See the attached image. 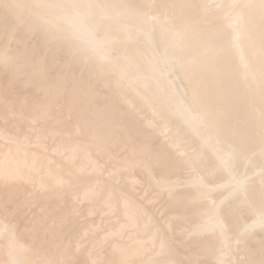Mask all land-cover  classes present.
Instances as JSON below:
<instances>
[{"label":"bare ground","instance_id":"bare-ground-1","mask_svg":"<svg viewBox=\"0 0 264 264\" xmlns=\"http://www.w3.org/2000/svg\"><path fill=\"white\" fill-rule=\"evenodd\" d=\"M58 34L95 51L98 77ZM127 75L153 116L121 104ZM29 186L42 208L3 210L0 264H264V0H0V209ZM83 205L104 231L79 226Z\"/></svg>","mask_w":264,"mask_h":264},{"label":"rangeland","instance_id":"rangeland-1","mask_svg":"<svg viewBox=\"0 0 264 264\" xmlns=\"http://www.w3.org/2000/svg\"><path fill=\"white\" fill-rule=\"evenodd\" d=\"M156 2V1H155ZM158 3L159 2H157V5H158ZM195 3L196 4H198V2L197 1H195ZM160 8V10H161V7H159ZM99 29V28H98ZM100 30V29H99ZM137 32H139V35L141 36V38H142V40L144 41L143 42V45L140 47L141 49H139L140 50V52L142 53V54H144L145 56H146V58H147V60H149L151 63H153L154 61H155V56H154V52L152 51V43H150L149 42V39H148V36H147V32L145 31V30H137ZM55 38H56V40H58L59 41V44H60V46L61 45H63V46H68L69 47V49L71 50V51H75V52H80V54H84V56H85V58H88L87 59V61H86V65H84V73H86V77H88L89 79L90 78H94V77H98V75H99V72H98V70L95 68V65H94V63L96 62V58L95 57H97V54L95 53V51L91 48V47H89V45H87V47H86V49H79L72 41H71V39H69V38H67V37H63L62 35H60V34H58V35H55ZM109 42H112V40L111 41H109ZM162 43H165V40L163 39V42ZM91 49V50H90ZM106 53H108V50L106 49V50H104ZM110 53V52H109ZM210 55V52L208 51V50H206V51H204V52H198V51H185V53L182 55V57L184 58V59H189V58H193V56H194V60H196L197 62H199L200 60H205V59H207L208 58V56ZM159 61V60H158ZM167 60H165V61H163L164 63L163 64H161V62L159 61L158 63H160V67H161V69H165L166 67H167V65H168V61L166 62ZM82 62V60L81 59H79V60H76L74 63H73V66L74 67H76V68H80V66H81V63ZM114 62H116V61H114ZM121 64L123 65V63L122 62H120L119 63V66H120V68H121ZM167 64V65H166ZM166 65V66H165ZM119 66H117L116 64H113L112 66H108L109 67V70H112V71H110L106 76H104V77H99V83L101 84V86L103 87V88H105V89H110V83L112 82V80H111V77H113V73L114 72H118V70L116 69V68H118ZM171 67L169 66L168 67V69H170ZM159 74H161L160 72H159ZM146 78H148V79H150V77H146ZM127 82H126V84H127V88L126 89H122L124 92L122 93V96L120 97L121 98V104H123V102H124V100H123V97H125V96H129V98H132L134 101H135V106H137L136 108H131V111H133V112H135L134 114H137L138 115V117L140 118V119H145V118H147L148 116H153L154 114H155V112H157V109L155 108V106H153L152 108L151 107H149L148 108V110H144V108H145V106L143 105V104H145L146 102L145 101H143V100H141L140 98H142L141 96L139 97V96H135V95H133V92L131 91V89H129L128 88V86L129 85H131V83L133 82V83H137L138 82V80H133V78H129V75H127ZM139 97V98H138ZM171 97V96H170ZM169 97V99H168V97L165 99L167 102H168V104H169V106H172V107H176V103H181L182 104V102H183V100L181 101V98H180V101L178 102L177 100L179 99V97L178 98H174V99H172V98H170ZM182 97V96H181ZM184 99V98H183ZM173 100L176 102H173ZM171 103H170V102ZM178 105V104H177ZM150 106V105H149ZM218 112V111H217ZM216 112V113H217ZM157 115H158V113H157ZM160 119H158L157 121H158V125H160L162 122H164V123H162L163 125H167L168 123L167 122H169L168 120H166V118L165 119H162L161 118V122L159 121ZM220 124V122L219 123H217L216 125H214L213 127H212V129H219L217 126ZM175 124H171V126H169V128L168 129H172V128H174L175 126H174ZM174 126V127H173ZM216 131V130H215ZM220 133V132H219ZM165 134H168V132H165ZM161 135V138H162V140H165V139H167L168 137H170V136H163V134H160ZM190 135H192V129H188V128H185V129H182V130H180L179 131V134H178V137H179V140L181 141V142H183L184 140H185V138H187L188 136H190ZM217 136V135H216ZM199 144L201 145V146H203V148H206L207 146L204 144V142L201 140V139H199ZM225 144V143H224ZM225 146V145H224ZM228 148H230V144H228V146H227ZM233 150V149H232ZM231 150V151H232ZM235 152L236 151H234L233 153H232V155H234L235 154ZM237 154V153H236ZM112 156H114V154L112 155ZM118 156V154L116 153L115 154V157H117ZM235 156V155H234ZM202 161V159H198L197 160V163H199V162H201ZM247 164H249V161H248V163ZM187 171H190V169H186ZM106 171V170H105ZM184 172H186L185 170H183ZM225 174V177H227L228 175H229V170H224L223 171ZM228 174V175H227ZM33 186V188L35 187L34 185H32ZM32 186H29L28 188H27V190H25V192H23V194H21L20 196L21 197H18L17 199H15L16 201H20L21 199H22V203H16V202H14V203H16V204H14L13 202H10L11 203V205L9 204H7L8 206L6 207H4V208H2V210L0 209V211L2 212V213H0V215H1V217H2V214H3V210H5L4 211V213L5 214H3V217L5 216L6 218H10V217H14V218H18V220H19V224H20V222L22 221H30V220H32L34 217L33 216H37V214L36 213H38V211L42 208V201L41 200H39V199H37V200H39V201H37L36 200V198H35V194H33L34 192L33 191H35V190H33V189H31L32 188ZM140 188H142V187H140ZM31 189V190H30ZM34 189H37L36 187L34 188ZM28 190H30V192H33V193H28V192H26V191H28ZM33 190V191H32ZM36 193L38 192H41V191H35ZM27 194V196H30V195H34V197H33V200H34V198H35V200L34 201H37V202H32V196H30L31 198H29V199H23V197L24 196H26V195H24V194ZM37 193V194H38ZM36 194V195H37ZM76 194V193H75ZM75 194H74V196H75ZM76 195H78V193L76 194ZM26 196V197H27ZM73 196V194H71L70 196H69V198H67L65 201H63L62 203H61V205L62 206H64L65 208H68L67 207V205L70 207V209H72L73 211H74V209H75V211H76V208H77V206L80 204L79 202L80 201H78V197H74ZM25 197V198H26ZM18 199H20V200H18ZM31 199V201H29ZM26 200H28V202H26ZM25 201V202H24ZM21 202V201H20ZM30 202H31V205H30ZM39 202H40V205H41V207H39L40 205H39ZM76 202H77V205H76ZM25 203V205H22V204H24ZM32 203H33V205H35V203H37L36 205H37V208L39 209H37L36 208V206H34L38 211H36L34 208H33V205H32ZM16 205V206H18L17 204H19V211H20V209L21 210H24V209H22V207L23 208H27V209H30L31 207H32V210L30 211V210H27V212H25L24 211V213H21L20 215L21 216H19V213L20 212H23V211H18L17 209H18V207H17V209H16V207H14L13 205ZM26 204L28 205V206H26ZM22 205V206H21ZM29 205H30V208H29ZM11 206V207H10ZM12 206L17 210V213L15 212V210L12 208ZM21 206V207H20ZM6 209H9V211L7 210L6 211ZM10 209H12V210H14V212H12ZM157 209V210H156ZM158 209H159V206L157 207V208H155V211L157 212L158 211ZM34 210V211H33ZM103 210L104 209H99L95 214H93V215H90V213H89V211L87 210V209H85L84 208V205H83V208H82V210H81V212L79 213L78 212V215H76L77 216V218H78V220L80 221V222H78V224H79V226L81 227V226H84V227H86V225H89V227L90 228H92V226H91V223H96V222H100V220H101V218H103V217H105V213L103 212ZM12 213H11V212ZM29 211H30V213L33 211V212H35V213H29ZM249 212H254L253 210H251V209H249ZM9 213H11L12 215L11 216H9L10 214ZM13 213H14V216H13ZM17 214V215H16ZM23 214V215H22ZM26 214L28 215V217H30V219L28 220L27 219V217H25L24 219L22 218V216H26ZM30 214V215H29ZM33 214V215H32ZM36 214V215H35ZM8 215V216H7ZM161 215V214H160ZM253 215V214H252ZM16 216V217H15ZM259 217V216H258ZM250 220V219H249ZM21 222V223H22ZM109 222H111V220H107V221H104V220H101V222H100V225H99V230L100 231H104L106 228H107V226H108V223ZM244 222H246V221H244ZM244 222H242V223H240L239 224V227L244 223ZM255 223H258V220L255 222ZM80 229V228H79ZM98 234H100V232H98V231H96V232H91V231H89L88 232V234L87 235H84V236H82V237H76V239H78V240H81V241H84V247H86V245H88L89 243H91V241L92 240H94L93 239V236H97ZM99 248V247H98ZM97 249V248H96ZM96 249L94 250V251H96ZM104 249H106V247H103V248H101L100 250L101 251H103Z\"/></svg>","mask_w":264,"mask_h":264}]
</instances>
